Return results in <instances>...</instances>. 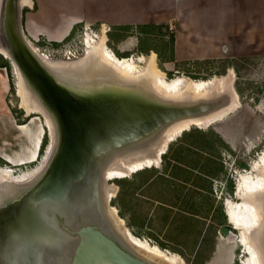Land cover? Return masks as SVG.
<instances>
[{"label": "rangeland", "instance_id": "rangeland-1", "mask_svg": "<svg viewBox=\"0 0 264 264\" xmlns=\"http://www.w3.org/2000/svg\"><path fill=\"white\" fill-rule=\"evenodd\" d=\"M31 5L22 6V22ZM164 16L170 18L167 26L134 31L99 24L78 27L61 43L31 39L24 22L23 30L27 40L55 61L82 59L87 38L99 42L106 31L108 47L119 58H134L138 70H144L155 53L168 83L184 78L186 86L190 80L218 85L233 71L230 85L239 88V103L198 132L178 136L160 168L113 181L117 193L111 204L133 234L157 238L161 249L177 254L186 264H244L247 256L238 239L228 240L220 227L228 225L226 202L239 203L235 191L241 176L252 171L264 152V0H185L180 9L177 0H170V14ZM16 72L0 54L5 84L0 91V170L10 168L14 182L20 183L44 168L52 139L46 118L32 113L45 129L38 160L15 166L5 159V154L17 159L29 156L39 124L29 126L27 134L18 129L30 125L31 115L19 107Z\"/></svg>", "mask_w": 264, "mask_h": 264}, {"label": "water", "instance_id": "water-1", "mask_svg": "<svg viewBox=\"0 0 264 264\" xmlns=\"http://www.w3.org/2000/svg\"><path fill=\"white\" fill-rule=\"evenodd\" d=\"M21 9V0L0 1V52L12 59L39 116L50 119L56 143L38 179L10 185L16 192L0 207V264H156L110 216L106 173L142 159L161 163L169 141L237 105L236 89L165 91L149 74L125 76L104 63L93 72H79L76 62L53 66L25 37ZM246 200L253 217L244 237L264 264V186ZM21 228L36 230L39 251H21ZM220 234L240 236L229 218Z\"/></svg>", "mask_w": 264, "mask_h": 264}, {"label": "bare ground", "instance_id": "bare-ground-1", "mask_svg": "<svg viewBox=\"0 0 264 264\" xmlns=\"http://www.w3.org/2000/svg\"><path fill=\"white\" fill-rule=\"evenodd\" d=\"M21 5L22 6L23 5L24 6L25 5H31V0H21ZM106 35H107L106 31H104L103 37L100 39L99 42H96L95 40H93V38H90V37L87 38L89 35L86 36L87 40H86V38L84 39V40H86L85 44H86V48H87L86 60L83 61L82 59H80L78 61H75L77 63L76 64L77 67H80L79 72H83L87 67H92L89 70L91 72L96 71L97 69H101L102 63H104V64L111 66V68L113 70H114V67H118L122 73L121 75H125V76L133 75V74L136 76H138V75L145 76V75L149 74V75H151L150 76L151 79H154V81L156 79L160 81V85H158V86H159V88H161L165 91H166V89H169V90L170 89H175V90L177 89L178 91H183L185 89H190V88L195 87L198 91L203 93L205 89H207L213 85L212 82H208L207 80H200V81H191L190 80L189 81L190 83L186 86V81L184 80V78L176 79L175 81L170 82V83L164 81L165 75L157 67L156 54L155 53H153L149 57V59H147L146 68L144 70H138L137 66L135 65L134 58H118L116 55H114L113 51L108 47V44H107L108 40H107ZM34 48H36V47H34ZM36 50H37V48H36ZM38 52H39V55L42 53L39 49H38ZM0 54L12 62V59L9 56H7L4 52L1 51ZM46 56L47 55L44 53L43 57L46 58ZM47 59H48V61L51 60L52 65L56 66V67H58V65L75 63V62H66V61H55L49 57ZM145 59L146 58L144 56H140L138 58V60L142 61V62H144ZM13 66L15 67L14 64H13ZM15 69H16V67H15ZM16 71H17L16 73L18 76L17 96L20 99L19 107L26 112L27 117H29V115H31L32 113L41 114V111L37 110V106H36L37 104L34 103L31 98H29V91H27L28 90L27 86H25V83L23 82V79L21 78V76L18 72V69H16ZM136 76H134V77H136ZM138 77H140V76H138ZM221 78L223 81L219 82L218 87L230 85L232 79L234 78V73L232 70H230L229 74L227 76H223ZM228 110H230V109H228ZM218 117H216V118H218ZM216 118H214L215 120L212 122H215ZM45 124H46V126L48 125V127H49L48 131H51L52 134L54 135L55 133H53V126H52L50 119H46ZM206 124H208V122ZM206 124H201L199 127L203 128L204 126H206ZM37 136H39V135H37ZM178 136L179 135H177L176 137H178ZM51 139H52V147L50 149V153H51V151H52V153L51 154L49 153L50 154V156L48 157L49 161L51 160V157H52L54 149H55V143H56L55 135L51 136ZM33 140L35 141V139H33ZM175 140L176 139L169 141L168 144L170 145V143H172ZM49 161L45 164L44 168L41 171H39L35 176H33L32 178H30L24 182H20V183L25 184V183H29V182L33 181L34 179H38L41 176V173L45 171V167H47V164L49 163ZM161 163H159V162H158V164H156L155 162L151 163L149 159H148V161H145V159H142L140 161H136L133 163H126L125 168H111V169H109L107 171L108 173H106L107 174L106 177H107V181H108V186L106 189L107 200L110 201V204H111V201L116 197L117 186H115L114 184H111L113 181H115L116 179L129 178L133 174L138 173V172L145 170V169H148V168L149 169L155 168V167L160 168ZM263 163H264V152L259 156L258 161H255L252 164V168H253V169H251L252 171L247 173V174H243L241 176L240 181L237 184L236 197L239 199V203H233L231 201L226 202L227 216L229 218L230 223L234 227H236L237 231L240 233V236L238 237V244L241 246L245 256H247V260L245 261L244 264H260L259 258L256 257L255 252L252 251L250 246H249L250 243L247 242L246 235L244 237V234H246L245 231H247V229H249L252 226L251 221H252L253 216H251V210L249 209V206H247V205L243 206L242 203L244 202L245 204H247L246 203V201H247L246 197L249 196L251 193H253V190L255 191V189H259L260 187L264 186V176H261L259 174L261 168L264 167ZM11 172H12V170L10 168L7 169V171L6 170H0V207H4L3 205L6 203V201L9 198H11L12 197L11 195H14V193L16 192V190L10 186L13 184H17L12 179V176L10 175ZM109 211H110L109 212L110 216L115 218L120 231L122 233H124L125 235H127L126 236L127 239L130 241V243H132V245L135 246L137 251L142 256L146 257L147 259L153 261L156 264H184L182 258L179 257L177 254L170 252L169 250H166V249H161L157 244L151 243L150 241L143 239V238H138L133 233H132L133 235L129 234L128 233L129 231L127 229L128 226H127L125 220L119 215V211L114 206H112V204L109 207ZM258 216L260 218V211L259 210H258ZM31 232H30V235H22V237L19 238V240H15L18 242L20 241L19 244L22 246L21 251H24L27 248L29 239H33L31 241H34V240L37 241L38 234L36 233V237L35 236L33 237V236H31L33 234V233L31 234ZM35 232H36V230H35ZM242 232H244V233H242ZM19 236H21V235H19ZM12 240H14V239H12ZM228 240H230V239H228ZM9 242H10V240H9ZM9 242H6V245H8ZM222 253H223V249H221V247H219V250L217 252V256L220 258V256H222Z\"/></svg>", "mask_w": 264, "mask_h": 264}, {"label": "crops", "instance_id": "crops-1", "mask_svg": "<svg viewBox=\"0 0 264 264\" xmlns=\"http://www.w3.org/2000/svg\"><path fill=\"white\" fill-rule=\"evenodd\" d=\"M31 4L25 15V32L33 40L45 38L50 43L63 42L82 26L99 24L112 29L123 26H167L170 20L164 16L170 14V0H32ZM177 5L178 9L184 7L185 0H177ZM3 82L4 75L0 73V91L4 90ZM30 119L28 126L36 125V122L39 124L34 138H31L33 149L29 156L18 159L7 154L4 156L7 161L16 163L15 166L32 164L39 158L45 129L37 117ZM28 126L18 125V129L27 134L30 130ZM141 238L160 245L157 238L152 236L143 235Z\"/></svg>", "mask_w": 264, "mask_h": 264}, {"label": "trees", "instance_id": "trees-1", "mask_svg": "<svg viewBox=\"0 0 264 264\" xmlns=\"http://www.w3.org/2000/svg\"><path fill=\"white\" fill-rule=\"evenodd\" d=\"M24 22V24H25V20L23 21ZM148 26H138L137 28H135V27H129V26H123V27H119V28H116V29H118V30H132V31H134V30H137V29H139V30H141V29H144V28H147ZM114 53V52H113ZM114 55H116L117 56V54L116 53H114ZM143 55V54H142ZM118 57V56H117ZM119 58V57H118ZM237 88V91L239 92V94H240V90H239V88L238 87H236ZM33 115H31L30 117H32ZM195 131H199L197 128H193V129H191L190 131H187V132H184L183 133V137H187V136H189L190 134H192V132H195ZM47 134V133H46ZM166 155V154H165ZM165 155L163 156V157H165ZM149 169V168H148ZM148 169H145V170H148ZM151 169V168H150ZM154 169H156V168H154ZM245 169H247V168H245ZM144 171V170H143ZM141 172V171H140ZM124 179H126V178H124ZM116 180H122V179H116ZM135 235V234H134ZM136 236V235H135ZM138 238H140L139 236H137Z\"/></svg>", "mask_w": 264, "mask_h": 264}, {"label": "flooded vegetation", "instance_id": "flooded-vegetation-1", "mask_svg": "<svg viewBox=\"0 0 264 264\" xmlns=\"http://www.w3.org/2000/svg\"><path fill=\"white\" fill-rule=\"evenodd\" d=\"M115 53V52H114ZM20 224H22V222H20ZM232 225V224H231ZM22 227V226H21ZM20 231L22 232V234H20V235H30V232L29 231H27V230H24L23 231V229L21 228L20 229ZM29 232V233H28ZM33 233V234H32ZM31 236H35L36 237V232L35 231H33V232H31ZM31 240H33V239H29L28 241V246H27V248H26V251H39V249H40V247H36V245L35 244H37L38 243V246H39V242H38V239H37V241H31Z\"/></svg>", "mask_w": 264, "mask_h": 264}, {"label": "built area", "instance_id": "built-area-1", "mask_svg": "<svg viewBox=\"0 0 264 264\" xmlns=\"http://www.w3.org/2000/svg\"><path fill=\"white\" fill-rule=\"evenodd\" d=\"M87 35H89V34H88V33H86V34H85V38H86V36H87Z\"/></svg>", "mask_w": 264, "mask_h": 264}]
</instances>
